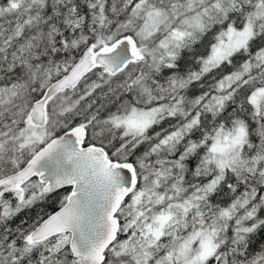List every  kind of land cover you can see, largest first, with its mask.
<instances>
[{
    "label": "snow or ice",
    "instance_id": "obj_1",
    "mask_svg": "<svg viewBox=\"0 0 264 264\" xmlns=\"http://www.w3.org/2000/svg\"><path fill=\"white\" fill-rule=\"evenodd\" d=\"M0 264H264V0H0Z\"/></svg>",
    "mask_w": 264,
    "mask_h": 264
}]
</instances>
